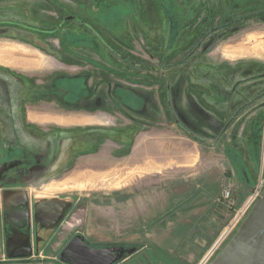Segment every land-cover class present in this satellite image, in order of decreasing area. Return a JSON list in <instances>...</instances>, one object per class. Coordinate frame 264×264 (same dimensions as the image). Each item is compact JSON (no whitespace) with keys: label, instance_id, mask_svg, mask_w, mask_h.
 <instances>
[{"label":"rangeland","instance_id":"obj_1","mask_svg":"<svg viewBox=\"0 0 264 264\" xmlns=\"http://www.w3.org/2000/svg\"><path fill=\"white\" fill-rule=\"evenodd\" d=\"M53 1L56 4L59 1L67 3L71 9L63 13L62 18L58 17L57 24L44 22L49 18L48 13L61 11L60 6L49 5V0H0V89L10 88L11 79L17 87V93H11L9 105H3L4 111L0 113V238L4 193L24 191L31 200L42 196L75 200L76 207L60 230L65 237L79 231L91 243L123 246L133 254L116 260L106 257L105 264H203L223 246L233 232L229 230L235 218L248 207L259 188L264 187V0H245V8L233 12L229 10L230 3H227L217 17L214 14L220 9V1L206 2L205 7H209L213 13L210 26L203 27L205 17L202 18L200 31L196 28L195 41L189 47L185 48L187 44L177 43L174 39L165 40L157 50H151L158 51L156 55L150 54L149 50L146 52L153 56L151 60L142 57L144 52L137 46L132 51L129 48L126 51L115 48L126 60L114 54L123 62L121 64L115 58L116 63L111 67L125 74L131 72V77L139 81L161 86L165 85L163 72L171 91L177 87L175 81L183 67L171 69L169 62L179 60L190 51L195 50L193 52L196 54L210 49L211 58L215 60L216 56H221L220 50L227 47L224 55L229 59L235 61L237 56H247L242 63L235 61L216 67L212 62V66L205 69H194L193 74L196 75L208 73L210 76L206 82L211 85L215 84V79L221 80L220 85L215 86L226 93L223 105L217 107L223 112L248 94L251 96L237 108L240 112L238 118L220 137L212 138L207 144L200 143L201 153L193 167L173 169L147 178L140 173L130 174L127 171L125 156L118 148L122 135L117 137L116 133L113 134L117 128L113 127V122L107 124L111 126L109 132L68 127L59 124L62 121L41 124L26 120L23 123L25 127H16L18 123L10 112L12 98L20 97L24 92L29 95L31 103L41 104L46 102L44 93L49 89V86H36L28 80L26 65L37 57L30 47L47 56H56V51L51 49L50 39L39 37L40 42H36L30 30L44 32L49 38L61 37L62 51L74 57L73 53L78 52L72 47L75 43L85 41L83 45L86 47L96 46L97 39L90 40L92 36L89 33L94 25L104 35L109 30L113 39L114 23L137 5L136 0H131L128 5H111L106 14L92 13L97 20L93 24V20L79 17V11L75 12L76 8L89 13L97 9L90 0ZM158 2V9H164L171 20L176 8L182 10L185 4L184 0H180L178 7L176 0ZM99 4L101 10L107 6L103 2ZM71 17L78 20H71L68 25L84 22L87 25L82 27L87 35H76L79 32L76 28L71 30L66 41L72 46L67 49L68 43L62 40L66 35L61 34L57 27L65 18ZM172 30L173 37L179 36L177 27ZM116 37L119 38V35ZM81 47L79 58L91 56L86 52L90 49ZM101 48L99 60L111 55L106 48ZM197 60L198 57L191 60L193 67ZM83 64L84 61L79 59V72L59 70L55 74L52 90H48L50 98L57 99L55 104L62 105L71 97H79L80 104V101L89 98L91 87L88 79L94 66L88 64L91 70L86 74L81 71ZM188 68L183 72L184 77L190 73ZM44 75V72L39 73L41 77ZM60 78L63 81L58 85L56 80ZM61 91L68 95L66 100L62 99ZM187 91L188 83H181L175 100L180 111L186 109L185 99L183 103L180 100ZM120 97L133 99V95L125 91L121 92ZM116 112L117 131H123L127 121L120 112ZM181 115L187 121V115ZM179 132L191 139L183 130ZM225 190L230 191L229 200L223 197ZM26 259L31 260L32 264L58 262L52 260L57 258L49 254L16 259L0 242V264H19V260Z\"/></svg>","mask_w":264,"mask_h":264},{"label":"crops","instance_id":"obj_2","mask_svg":"<svg viewBox=\"0 0 264 264\" xmlns=\"http://www.w3.org/2000/svg\"><path fill=\"white\" fill-rule=\"evenodd\" d=\"M90 1L93 6L96 5L97 7V9H93L91 12L96 15L106 14L111 5H128L131 0ZM211 1L212 0H184L185 4L182 5L181 10L178 7L180 5V0H176V6L178 8L172 13L173 19L171 20L166 15L164 9H158V0H136L137 5L135 8L128 14L124 15L122 19L114 23L113 28L115 31L112 34L115 36H113V39L109 30L108 33L105 32V35L103 36L108 39L107 40L104 37L108 43H112L117 48H123L125 51L128 48L131 51L133 49L135 50V47L137 46L139 50L141 49L143 50L142 52H144L142 57L151 60L153 59V56H150L146 52H148V50L151 51L152 49L159 48L161 46L160 43H163L165 40L172 41L174 39L177 43L183 42V44H187L185 48L189 47L195 41L194 33L197 30L196 28L200 31L199 27L203 22L202 18L205 17L203 27H209L212 23L213 13L209 7H205L206 2L211 3ZM219 1L220 9L214 14L216 17L219 16L221 10H224L225 7H227V3H230L229 10L232 12L245 8L244 3H246L245 0ZM99 2H103L107 4V6L101 10L99 8ZM60 3L63 6L65 5V7L68 6L67 3L62 1H60ZM52 10H54V8ZM77 11L82 12L83 17L93 20V24L97 22L94 15H90L88 11L78 10V8L75 12L78 13ZM63 13L64 12L61 11H52L51 13H48L49 18L44 19V22L57 24L59 18L64 16ZM77 16H79V14H77ZM65 22H69V20L65 19L62 25ZM78 27L79 25L77 23L63 27L61 29V34L64 33L66 37L62 40L65 43H68L66 41L67 36L69 33H72L71 30L74 28L79 29V32H76V35H87L81 26ZM173 27H177L179 30V36L173 37ZM31 33L32 36L34 35L35 41L40 42V34L35 31ZM100 33L104 34L101 31ZM116 35H119V38H117ZM60 39L61 37H58L57 39L50 38L49 40L52 47L51 49L56 51V56H47L38 49L30 47L31 50L29 48V50L33 51L37 57L33 60H29V63L26 65L28 68L27 73L29 75L28 80L34 82L36 86H49V89L51 88L49 92H51L52 86L54 85L53 81H55L53 80L55 79V74L59 70L63 72L64 70L79 72V59H82L84 64L81 66L84 70L82 69L81 71H85L86 74L88 70H91L88 63L95 65L94 67L92 66L94 69H92V73L90 71L91 75L88 79L89 86L91 87L90 96L86 101H80V104L79 97H71L66 102H63L62 105H60V103L55 104V102H57L56 98H50V95H48L49 89H46V92L44 93L46 94V102H41V104L31 103L28 94L20 95V97L14 96L10 103V112L13 114L14 121L18 123V126L16 127H25L23 123L25 124L26 120L28 123L41 124L51 122L58 123L59 121H62L59 122V124L62 123L61 125L68 127L74 126L108 131V128L111 126L108 127L107 124L113 122V127H117V131L118 124L115 120L117 114L116 111H118L122 114L121 116L127 121V123L123 127V131H115L113 134L116 133L117 137L122 135V140L120 141L121 144L118 148L122 150L125 156V166L130 174L140 173L141 176L147 178L161 175L169 170L193 167L195 165L197 157H199V154L201 153L199 150L200 143L180 135L181 133L179 131L181 128L171 120L169 109L166 104L165 91L159 88L160 86L158 83L151 85L149 82H142L139 81V79L132 78L130 74L131 72L125 74L117 71L114 67L110 66L113 65V63H116V59L118 60V58L112 54L111 55L114 57L109 55L107 58L103 57L102 60H99L100 52L90 49L91 53H89L90 51L86 52L91 56H81L79 58V45L72 46L68 43L66 45L67 49L72 46L78 51L77 53H73L75 56L72 57L73 55H68L62 51L60 47L62 44ZM179 45L180 44H178V46ZM81 46L84 47L83 45ZM225 49L228 48L224 47L221 49V56H219V58L216 56L215 60L211 58L212 50L207 51L206 49L190 56L186 64H184L189 66L188 70H190V73L188 77H184L183 75V72L187 71V66L184 67L183 65H180L179 67L183 68H180L175 81L177 82V87H175L176 89L173 87L172 91L170 90L172 108L175 111L177 118L182 122L183 118L181 113L186 114L187 121L183 120L185 122H183V124L191 131L201 135L207 143L208 141L210 142L212 138L217 137L220 130L227 122V119L235 109L251 96L248 94L245 96V99H241V101L236 104H232L229 110L223 112L217 107L225 100L226 93L215 86L216 84H219L221 80L215 79V84L211 85L206 82V78H209L210 76L208 73L199 75L193 74V71L198 70V68L205 69L212 66V62L218 67L235 61H241L240 63H242L243 59L247 58V56H237L235 61L229 59L224 55ZM157 52L158 51H151L150 54L153 53L156 55ZM178 56L176 59H178ZM40 57L42 58V61ZM194 57H198L199 60H197L198 62L195 64L196 66L193 67L191 60H195ZM84 59L87 60L85 61ZM39 60L41 63L38 62ZM119 62L122 64L123 61ZM151 64L153 65V61ZM127 67L129 68V66ZM156 71L157 73L159 72L158 70ZM41 72L45 73L44 77L39 76V73ZM162 74L165 76L163 72ZM61 79L62 78L56 80L58 85H61L63 81ZM181 83H185V85L188 83V91L184 94L183 99L180 100L181 103H183L184 99L186 102V109H183L182 111L177 108L176 105H178V103L175 101L178 98V91ZM12 84L13 88L10 87L7 90L0 89V113L4 111V107H2L3 105H9L11 93H17V87L14 83ZM122 91H125L128 95H133V99L121 98ZM27 93L30 94L29 91H27ZM61 94L63 97L60 94L59 96L62 97V99L64 98L63 100L68 98V95L65 92L61 91ZM213 98H216V100L214 101ZM7 111H9V109ZM24 114H26V116H24ZM209 128H213V130ZM2 224L3 220L1 216L2 237L0 238V242L4 243L5 250H7L9 247L8 244L5 246Z\"/></svg>","mask_w":264,"mask_h":264},{"label":"flooded vegetation","instance_id":"obj_3","mask_svg":"<svg viewBox=\"0 0 264 264\" xmlns=\"http://www.w3.org/2000/svg\"><path fill=\"white\" fill-rule=\"evenodd\" d=\"M49 1L51 2L49 5L55 4L56 6H60L59 9L63 11L64 14L67 13L68 10H71L68 8L69 5L65 7V5L63 6L60 3V1L58 4H56L57 2L55 3L53 0ZM74 1L77 2V0ZM74 5L75 3H73V6ZM79 10L84 9L81 8ZM30 11L31 9H29V12ZM91 14L92 13L90 12V15ZM79 17H83L80 11ZM65 19H68L70 22L71 20H77V18L75 19L73 17ZM62 23L59 27H57L58 31H61L63 27L68 25V22H65L63 25ZM80 24L79 25L81 28H83L82 26L85 27V25H87L84 24V22H80ZM93 27L95 28H92V31L89 32L91 34L90 36H92L90 40L97 39L96 46L89 45V47H86L83 45L85 41L83 43L77 42L75 45H83V48L93 49L96 51H100V48L104 47L109 51L110 54L114 55V50L117 47L105 40L103 36L104 34L97 31L98 29L96 25ZM83 30L85 31L84 28ZM30 31L33 32L34 30ZM35 32L40 34L41 37L50 39V36L46 37L47 34L44 32ZM12 81L11 87L13 88ZM22 94L25 93L22 92ZM75 207L76 202L71 198L59 196H42L33 198L32 200L29 199L26 203H22V208L18 209V211L24 210V212L28 214V217L25 215H20V217H17L18 215L16 214L20 213L17 212V210H8L7 212H4L3 209L2 226L5 246L8 244V249L12 252V256H14L16 259H20L25 255H29L31 258L41 257L49 254L50 256L57 258L52 260L58 261L57 263L46 261L44 263L35 264H105L104 258L106 257H112L114 260H116L117 258L121 259V257H131L133 255L131 251L127 250L123 246L116 247L114 245L111 246L108 243H91L87 241L86 238H84L82 232L80 233L79 231L70 237H67V235L65 237V233L60 234V230L63 229V225L67 221L69 215L74 211ZM11 214H14L12 219L10 217ZM99 250H105L108 255H105L102 258H96L92 261L91 258L93 259V254L91 255L90 252ZM19 261L21 262L19 264H32L31 260L28 259Z\"/></svg>","mask_w":264,"mask_h":264},{"label":"water","instance_id":"obj_4","mask_svg":"<svg viewBox=\"0 0 264 264\" xmlns=\"http://www.w3.org/2000/svg\"><path fill=\"white\" fill-rule=\"evenodd\" d=\"M3 196L5 212L17 210V212H20L16 214L17 217H20V215L28 217L24 210L18 211L22 208V203L29 200L26 192H5ZM12 216L14 214H11V219ZM90 253L93 254L92 261L108 255L105 250ZM8 257L11 256L8 254ZM23 257L29 258L30 256L25 255ZM207 264H264V187L253 201L240 225L230 234L223 246L219 248Z\"/></svg>","mask_w":264,"mask_h":264},{"label":"trees","instance_id":"obj_5","mask_svg":"<svg viewBox=\"0 0 264 264\" xmlns=\"http://www.w3.org/2000/svg\"><path fill=\"white\" fill-rule=\"evenodd\" d=\"M115 51V54L121 58V60H126V58L119 53L118 50H114ZM195 51V50H193ZM193 51H190L188 54H186L185 56H183L182 58H180L179 60L177 61H173V62H170L169 63V67L172 69V67H176V66H180V65H184L186 64L187 60L189 59L190 56H192L194 54ZM207 51H210L207 50ZM163 79H165V85L161 86L159 85L160 89L164 90L165 91V94H166V104L168 106V109H169V114L170 116L172 117L171 120H173L175 122V124L179 125L181 130H183L187 135L188 137H190L191 139H193L194 141H197L201 144H207V141L199 134L191 131L189 128H187L185 125H183L181 123V121H179V119L177 118L176 114H175V111L173 110L172 106H171V94H170V86L165 78V76H163ZM151 85H155L156 83H150ZM243 111V110H242ZM239 109H236L234 111V113L228 118L227 122L225 123V125L222 127V129L220 130L219 134L217 135V137H220L222 135V133H224L228 127L230 125H232L234 123V121H236V119L238 118L239 116Z\"/></svg>","mask_w":264,"mask_h":264},{"label":"built area","instance_id":"obj_6","mask_svg":"<svg viewBox=\"0 0 264 264\" xmlns=\"http://www.w3.org/2000/svg\"><path fill=\"white\" fill-rule=\"evenodd\" d=\"M261 191V188H259V190L256 192L255 196L253 197V199L251 200V202L249 203L248 207L237 217L235 218L233 224H232V227L231 229L229 230L230 232L234 231L241 223V221L243 220V218L245 217V215L248 213L253 201L258 197L259 193ZM230 191L228 190H225L224 194H223V197L225 200H229L230 199ZM215 255V254H214ZM213 257V254L211 255L210 258ZM210 258L209 260H207L206 262L208 263L210 261ZM206 262H204L203 264H207Z\"/></svg>","mask_w":264,"mask_h":264}]
</instances>
